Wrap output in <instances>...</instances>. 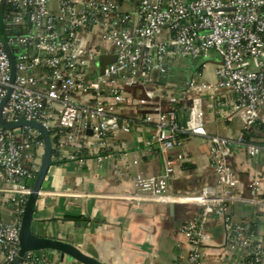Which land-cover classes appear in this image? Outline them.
<instances>
[{"label":"built area","instance_id":"built-area-1","mask_svg":"<svg viewBox=\"0 0 264 264\" xmlns=\"http://www.w3.org/2000/svg\"><path fill=\"white\" fill-rule=\"evenodd\" d=\"M132 2V12L116 15L117 3ZM51 5L56 13L51 12ZM111 14L115 17L103 24L102 39L111 46L115 61L99 74L95 55L81 47L78 32L108 21ZM132 18L136 21L133 28ZM1 21L16 65L12 78L10 59L0 40V103L4 101L0 115L4 122L40 124L58 147L70 143L81 152L85 132L91 130L87 146L102 149L110 133L120 127L129 131L115 114L123 102L115 87L120 73L128 71L131 79L145 80L151 70L165 73L167 59H206L211 52L220 58L214 66L217 85L189 87L231 91L232 112L243 131L258 121L264 125L260 117L264 107V0H0ZM140 103L146 104V100ZM144 121L152 120L146 116ZM242 132L232 141L208 136L197 109L191 111L186 127L179 125L174 111L155 116L151 138L159 148L164 172L155 177L136 175L134 186L142 197L161 203L177 199L168 193L167 183L173 167L183 160L181 153L175 154L180 147L179 134L206 137L211 144L217 186L213 193L202 191L195 198L201 212L181 228L192 247L188 264H201L205 218L225 217L229 204L238 200L233 194L237 181L226 159L228 144L244 146L250 157L261 150L245 143ZM39 135L29 126H0V264H8L19 253L21 216L40 164L24 150L29 145L43 148ZM250 187L257 193L258 179ZM256 204L264 209L263 203ZM3 213L12 220L5 221ZM224 223L228 239L247 250L243 264H260L264 256L261 245L244 238L239 225L226 218ZM30 255L25 256L24 264Z\"/></svg>","mask_w":264,"mask_h":264},{"label":"crops","instance_id":"crops-1","mask_svg":"<svg viewBox=\"0 0 264 264\" xmlns=\"http://www.w3.org/2000/svg\"><path fill=\"white\" fill-rule=\"evenodd\" d=\"M133 8L134 2L117 3L116 15L130 13ZM50 9L56 13L55 5ZM114 17L111 14L108 21L101 20L100 24L78 32L81 47L94 54L96 60L114 56L111 46L102 39L103 24ZM135 22L132 18L131 28ZM219 62L217 54L211 52L206 59H167L165 73L151 70L145 80L131 79L128 71L120 73L115 87L123 102L115 114L122 125H128L129 131L120 127L108 135L105 148L92 149L87 146L92 140L87 130L80 154L70 143L56 147L57 155L38 193L32 231L39 236L70 241L103 264H188L192 247L181 228L201 212L202 206L195 198L202 191L213 193L217 186L209 140L185 133L178 136L180 147L175 154L181 153L183 160L173 167L167 183L168 193L176 200L161 203L142 197L134 182L137 174L155 177L164 172L159 148L151 138L159 112L174 111L179 125L186 127L191 111L197 109L202 113L208 136L230 141L243 131L239 118L232 112L231 91L189 87L216 86L214 66ZM90 68L86 70L92 73ZM143 99L146 104L140 103ZM146 116L152 121L145 122ZM260 117L264 119V107ZM257 123L262 130L250 139L251 144L261 147L255 157H250L244 146L228 144L226 159L237 181L233 194L238 200L229 204L225 217L205 218L199 250L201 264L245 262L247 250L228 239L225 218L243 228L244 238L259 243L264 255V209L256 204H264V125ZM41 149L43 154V148L29 145L24 153L40 162ZM255 179L259 181V190L253 194L250 185ZM2 218L12 220L7 213ZM41 259L48 264H71L60 261L56 255ZM260 264H264V256Z\"/></svg>","mask_w":264,"mask_h":264},{"label":"water","instance_id":"water-1","mask_svg":"<svg viewBox=\"0 0 264 264\" xmlns=\"http://www.w3.org/2000/svg\"><path fill=\"white\" fill-rule=\"evenodd\" d=\"M9 57V56H8ZM10 59V58H9ZM115 61V56H101L95 60V65L98 66V73L102 74L104 68ZM0 126L5 129H14L21 126H29L37 131L43 140V154L39 164L38 171L31 186V193L27 198L24 212L21 216L19 226V253L8 264H24L27 254H35L40 259L47 255H56L60 261L71 264H103L92 256L83 253L79 248L74 246L70 241H65L60 238H52L36 235L32 231V223L34 221L35 204L42 183L46 177L49 167L53 163L52 156V140L48 131L40 124L35 122H0ZM91 134V131H87Z\"/></svg>","mask_w":264,"mask_h":264},{"label":"trees","instance_id":"trees-1","mask_svg":"<svg viewBox=\"0 0 264 264\" xmlns=\"http://www.w3.org/2000/svg\"><path fill=\"white\" fill-rule=\"evenodd\" d=\"M4 29H6L5 25H4ZM262 128L261 126L257 124H255L253 127H251L248 131H245L243 133V138H244V141L245 143H250V139L255 136V133H257L258 131H261ZM180 136V134L178 135ZM37 140H42V137L41 135H39V137H37ZM52 145H53V150H52V156H56L57 155V151H56V145H55V142L52 141ZM82 152H78V154H80ZM60 162H62L63 160H59ZM248 231V230H247ZM249 232V231H248ZM247 232V233H248ZM42 259H40L39 257H37L35 254H31L27 259H26V263L27 264H41Z\"/></svg>","mask_w":264,"mask_h":264},{"label":"rangeland","instance_id":"rangeland-1","mask_svg":"<svg viewBox=\"0 0 264 264\" xmlns=\"http://www.w3.org/2000/svg\"><path fill=\"white\" fill-rule=\"evenodd\" d=\"M0 40H1V43L3 45V48H4L5 52L7 53V55L10 58L11 76L13 78L14 74H15L16 59H15V56L13 54V50H12V48L10 46V43L8 41V38H7V35H6V31L4 29V23L2 21L0 22ZM3 104H4V101H2L0 103V111H1V108H2ZM0 122H4V120L1 117V115H0ZM41 158H42V149H41L40 157H39L40 161H41Z\"/></svg>","mask_w":264,"mask_h":264}]
</instances>
